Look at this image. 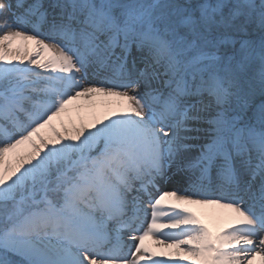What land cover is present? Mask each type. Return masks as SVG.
Listing matches in <instances>:
<instances>
[{"label":"snow or ice","instance_id":"6c2138e0","mask_svg":"<svg viewBox=\"0 0 264 264\" xmlns=\"http://www.w3.org/2000/svg\"><path fill=\"white\" fill-rule=\"evenodd\" d=\"M0 264H264V0H0Z\"/></svg>","mask_w":264,"mask_h":264},{"label":"bare ground","instance_id":"6f19581e","mask_svg":"<svg viewBox=\"0 0 264 264\" xmlns=\"http://www.w3.org/2000/svg\"><path fill=\"white\" fill-rule=\"evenodd\" d=\"M83 103V102H82ZM87 110H85V112L81 113L78 112L74 107L72 108V110L70 111L69 115L66 116L65 122L69 125V127L71 126L72 122H76L79 123L81 115L87 116ZM162 190H173L175 188H179L180 185L177 181L172 180L166 183H163L161 185ZM194 210L199 214L202 215L203 218H205L206 220L211 221V219L213 218L214 214H221L224 213V210L221 209H212V208H208V209H202L199 207L194 206Z\"/></svg>","mask_w":264,"mask_h":264}]
</instances>
